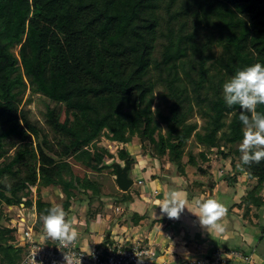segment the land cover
Returning a JSON list of instances; mask_svg holds the SVG:
<instances>
[{
	"label": "trees",
	"instance_id": "16d2710c",
	"mask_svg": "<svg viewBox=\"0 0 264 264\" xmlns=\"http://www.w3.org/2000/svg\"><path fill=\"white\" fill-rule=\"evenodd\" d=\"M255 63L264 64V0H0V158H10L0 163V204L27 197L33 207L36 185L38 232L53 207L41 195L44 186H61L65 208L76 188L98 196L105 185L132 202L108 173L116 174L117 164L104 163L113 151L96 142L106 136L128 144L137 136L155 158L168 155L184 173L193 136L210 148L242 141L241 109L227 106L223 84ZM27 90L65 105L64 120L57 107L46 112L62 136L56 156L21 107ZM257 111L264 113V105ZM195 114L205 118L201 128ZM11 136L20 143L7 155ZM120 157L132 168L135 158L125 148ZM188 162L197 165L192 153ZM22 164L27 169L19 176ZM246 171L257 180L246 201L262 206L264 159ZM9 175H18L12 185L2 180ZM15 241L0 223V264L21 263L26 247Z\"/></svg>",
	"mask_w": 264,
	"mask_h": 264
},
{
	"label": "rangeland",
	"instance_id": "374dc122",
	"mask_svg": "<svg viewBox=\"0 0 264 264\" xmlns=\"http://www.w3.org/2000/svg\"><path fill=\"white\" fill-rule=\"evenodd\" d=\"M161 88L162 87L159 86L158 90H160ZM21 107L26 110L29 119L40 126L43 134H47L49 142L51 144V148L47 149V153L56 156V153L62 149V145L59 144V139L62 136L56 133L49 126V124L47 123L46 112L48 107H57L61 111V119L64 120L68 116L65 111V105L58 103L57 101L52 100L40 93L31 94L30 90H27ZM73 118V115H70V119L72 120ZM191 120L198 121L199 128H201V126L205 123V118L199 116L198 114H195L191 118ZM5 142V150L8 151L7 155H14L16 152V147L20 143L19 137L11 136L7 138ZM241 142L242 141H239L234 144L223 142L221 147H214L217 150H213L210 147L198 143L195 139V136H193L189 140L186 146V152L183 156V164L186 168L187 166H189L190 172L199 175V172L201 171L200 167H202L207 170L208 175L204 177V180L200 181V183H202L203 185H200V187L202 188L201 190L197 187H193V184L195 182H191L189 180V177H187V179L185 178L182 183L183 186L179 187L181 189H183L184 186L190 188L193 187V197H195V195L201 197V194H196L195 192L200 191L202 193V191H204L207 193V195L203 197V201H206L208 199H215L218 202L222 203L228 211L219 221H217V223L224 228V231L218 232L217 229L211 225H209L206 229H202L196 222L192 223L188 221V219L184 221L181 218H178L176 220L173 219L174 221H170V227H172L176 231L175 233H178L180 227L184 228L185 231L186 229L188 230V228L191 229V232L188 233L186 240H188L189 242V249L194 251V253L201 252V249L198 248V246L206 248L208 246L207 243L212 244V249L223 246L227 248H244L252 250L256 247L255 257L257 259V264H264V205L257 206L246 201L248 193L255 187L257 180L252 179L248 175L246 171L247 165H244L241 160V152H235L237 149H240ZM96 144L98 147L111 149L113 151L112 155H108L105 157V165H114L116 163L117 165L120 164L121 166H125L127 162L125 160H122L120 157V150L123 148H125L132 155V157L138 156V160H134V164L129 170V177L134 179L135 183L128 190V199L132 198L133 201H135V198L138 199L139 197L142 199V195L146 194L147 192L144 188L145 191L143 194H141L143 187L140 185L142 184V181L139 180V176L141 175L140 171L143 172V166L146 165L147 160L151 162L153 166L158 164L154 167L156 170L153 169V171L159 172L160 170H165L166 172L174 174L175 176L178 174L182 175L181 170L176 164L170 161L168 155L164 156L161 159L155 158L150 152L151 145L149 144V142H145L137 136H135L132 142L128 144L119 142L115 143L112 142L108 137L102 136L96 142ZM201 151H204L206 153V160H204L200 155ZM221 152L229 153V156L226 157ZM190 153H192L196 158L197 165L194 167L188 162ZM9 160V156H5L0 158V163ZM134 166L137 168L135 169V172L133 169ZM19 168L22 171V173L19 174L20 176L25 174L27 165H18L16 169ZM108 173H110L109 175H111L112 180L116 182V174H113L112 168L108 170ZM241 174L246 176L245 180L241 178ZM88 175L91 174L88 172ZM17 176L18 175L5 176L2 178V180L8 185H12L17 181ZM167 182L168 184L170 183V181ZM210 182L214 185L211 186ZM220 183L221 185L217 190L218 196H212V190H214V188L218 186L217 184ZM167 187L168 186L164 184L163 190H166ZM152 190L153 193H155V190L153 188ZM41 195L45 201L51 202L53 206H62L67 213L66 218L72 223V227L74 228L76 233L79 236L88 238L89 240H91L92 218H108V224H110L111 226L118 221L121 225H127V228H130L131 233L135 230L132 229L137 223L134 218V213H136V209H139L138 206L132 207L131 205L133 204V202L131 204V202H128L129 200L127 202L121 200L122 192L115 193V191H113L108 185H105L103 187L101 194L98 196L94 195L91 190L76 188L74 190V196L70 201L69 208H65L67 196L59 185L42 187ZM154 196L155 197L153 198L158 202L159 199L156 197V195ZM260 196L262 197V199H264V188L261 190ZM146 198L149 199V197ZM139 203L143 207L145 204H147L145 200L143 203L141 201H139ZM122 205H124V209ZM117 206L120 207V210L117 209ZM232 208H234L233 211ZM0 211L2 214H0V223L2 225H6L8 223L6 215L16 212V210L9 212L8 206H4L3 203L0 204ZM164 215L165 214H163V216ZM154 221L157 220L154 219ZM154 221L152 222V224L155 223ZM152 224L150 223L148 225L151 226ZM164 229L161 228L154 230L151 238L157 237L159 230ZM135 231V234L139 233L138 230ZM230 231L233 233H231ZM38 233L44 234L49 237L44 227L43 220ZM221 234H226V237H221ZM144 236L145 235H142L141 237L143 242L149 243L150 241H147L149 239H145ZM105 237L110 238L111 233H106ZM151 245H154L156 249H159L161 251V253L165 251L164 246L160 245V243ZM207 249L209 248L207 247Z\"/></svg>",
	"mask_w": 264,
	"mask_h": 264
},
{
	"label": "built area",
	"instance_id": "2783aa9c",
	"mask_svg": "<svg viewBox=\"0 0 264 264\" xmlns=\"http://www.w3.org/2000/svg\"><path fill=\"white\" fill-rule=\"evenodd\" d=\"M31 189L33 207L26 204L27 197H23V201L17 205L8 206L9 212L13 210L16 212L7 215L9 220L6 225L12 229L16 237V246L26 247V254L20 264H257L256 247L249 250L220 246L198 253H188L185 257L169 259L160 256L155 247L140 239L132 241L105 239L87 249L80 245L78 234L74 241L47 237L38 233L35 228L37 186H31ZM117 207L120 210V207Z\"/></svg>",
	"mask_w": 264,
	"mask_h": 264
},
{
	"label": "crops",
	"instance_id": "0c3cea01",
	"mask_svg": "<svg viewBox=\"0 0 264 264\" xmlns=\"http://www.w3.org/2000/svg\"><path fill=\"white\" fill-rule=\"evenodd\" d=\"M134 158H135V161L138 160V156L134 157ZM156 165H158V164H156ZM155 166H153L152 163L149 162L148 160L146 161V165L143 166V168H144L143 172L140 171L141 175L139 176V180L142 181V184H140V185L143 187L141 194L144 193L145 189L147 192H146V194L142 195V199L140 197L138 199L135 198L134 199L135 201H132L134 205L131 202L132 207L138 206V208H139V209H136V211H135V212H137V218L139 217V220L132 229V230H134V229L138 230L139 233L135 234V232H136L135 230L131 233L130 228H127L128 227L127 225H121L118 221L111 226L110 224H108V222H109L108 218H101V219L100 218H98V219L92 218L91 219V240H89L88 238H84V236H80L79 242H80L81 246H83L84 248H87V249H91L95 244H97V243H99L105 239H108V240H121L122 239L124 241H126V240L132 241L133 239L142 240V238H141L142 235H145L144 238L149 239L147 241H150L149 242L150 244L160 243V245L164 246L165 251L163 253H161V251L159 249H157V250H158V252H160V254H161L160 256H163L165 258L176 259V258H180V257H185L188 253H194V251L189 249V247H188L189 242H188V240H186V237H187L188 233L191 232L190 231L191 229L188 228V230L186 229V231H185L184 228L180 227V230L178 231V233H175L176 231L172 227H170V221H174L178 218H173L174 219L173 220V219L168 218L166 214L163 216V214L161 213V210H160L159 203L163 200L165 193H168L171 191H179V192L183 193L184 198L187 201V203L185 205L184 210L180 213L179 218H181L184 221L188 219V221H190L192 223L196 222L197 224L200 225V227L202 229H204V228L206 229L209 225H204L201 223L199 206H198L197 202L198 201L203 202V197L205 195H207V193L204 191H202V193L200 191H196L195 193L201 194V197H199L198 195H195V197H193V192H194L193 187L194 188L197 187L201 190L202 188L200 187V185H202V183H200V181L204 180V177H206L208 175V172L206 169L204 172V170H202L200 167L201 171L199 172V175H196V174L190 172L189 166H187V168L185 167L186 172L182 173V175L178 174L175 176L174 174L168 173L165 170L164 171L160 170L159 172L153 171V169L156 170L154 168ZM194 166H196V165H193V167ZM133 169L135 172V169H137V168L134 166ZM159 173H161V174H159ZM191 176H193V177H191ZM187 177L190 178L189 180L191 182H195V183L193 184L192 188L184 186V188L181 189L179 186H181V187L183 186L182 183L185 180V178L187 179ZM241 178L243 180H245L246 176L241 174ZM193 180H198V181H193ZM167 181H170V183L168 184ZM164 184L166 186H168L166 190H163ZM210 185L212 186L214 184L210 182ZM217 185L218 186L215 187L214 190H212V192H211L212 196H214V197L218 196L217 190H218V187H220L221 183L217 184ZM152 188L155 190L156 194L153 193ZM149 190H151V191H149ZM216 193H217V195H216ZM154 195H156V197L159 199L158 202L155 201V199L153 198V197H155ZM191 195H192V197H191ZM146 197H149V199ZM144 200L147 202V204H145L143 207L142 205H140L139 201H141L143 203ZM122 206L124 209V205H122ZM234 208H232V211ZM149 215H150V217H149ZM154 219H156L157 221H154ZM153 221L155 223L152 224ZM150 223L152 224L151 226L148 225ZM143 224H145V225H143ZM161 228L162 229L165 228V229L159 230L157 237L151 238L154 230L161 229ZM128 229H129V231H128ZM151 229H153V230H151ZM106 233H111V237L106 238L105 237ZM231 233H233V232H231ZM220 236L225 238L226 234H224V235L221 234ZM146 243H148V242H146ZM207 245H208L207 247L209 249H212V244L207 243ZM152 246L155 247L154 245H152ZM207 247L203 248L202 246H198V248H200L201 250H208Z\"/></svg>",
	"mask_w": 264,
	"mask_h": 264
},
{
	"label": "clouds",
	"instance_id": "9594fccd",
	"mask_svg": "<svg viewBox=\"0 0 264 264\" xmlns=\"http://www.w3.org/2000/svg\"><path fill=\"white\" fill-rule=\"evenodd\" d=\"M223 98L228 107L238 105L241 109L239 120L243 125V139L239 150L242 162L245 165L259 163L264 159V113L258 112L257 106L264 105V64L255 63L238 70L223 84ZM186 203L183 193L171 191L164 194L159 206L162 214L173 219L179 218ZM197 203L201 223L223 232L224 228L217 221L227 213V208L215 199ZM66 217V211L59 205L51 207L42 217L49 237L61 241L77 238L72 223Z\"/></svg>",
	"mask_w": 264,
	"mask_h": 264
},
{
	"label": "water",
	"instance_id": "95a60500",
	"mask_svg": "<svg viewBox=\"0 0 264 264\" xmlns=\"http://www.w3.org/2000/svg\"><path fill=\"white\" fill-rule=\"evenodd\" d=\"M130 168L131 165L128 162L125 166L117 165L116 182L122 191H128L135 182L134 179L129 177Z\"/></svg>",
	"mask_w": 264,
	"mask_h": 264
}]
</instances>
